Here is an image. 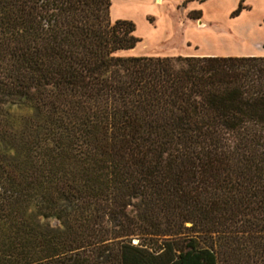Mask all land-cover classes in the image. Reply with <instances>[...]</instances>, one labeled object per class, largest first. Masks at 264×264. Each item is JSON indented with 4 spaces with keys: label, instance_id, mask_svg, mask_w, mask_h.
Segmentation results:
<instances>
[{
    "label": "trees",
    "instance_id": "obj_1",
    "mask_svg": "<svg viewBox=\"0 0 264 264\" xmlns=\"http://www.w3.org/2000/svg\"><path fill=\"white\" fill-rule=\"evenodd\" d=\"M110 8L0 0V264H264V57L120 56Z\"/></svg>",
    "mask_w": 264,
    "mask_h": 264
},
{
    "label": "crops",
    "instance_id": "obj_2",
    "mask_svg": "<svg viewBox=\"0 0 264 264\" xmlns=\"http://www.w3.org/2000/svg\"><path fill=\"white\" fill-rule=\"evenodd\" d=\"M153 1L156 5L162 4V0H142V3L137 0H127L121 9L126 12L130 9L141 11L149 30L146 40H150L155 32V29L145 19V15L153 14L148 12L149 8L153 10ZM158 2L160 4H157ZM189 2L190 10L199 12L204 26L187 29L185 38L189 43L198 45L197 51L200 53L197 55L188 54V56L264 57V0H205L203 2L189 0ZM118 10L120 9L118 8ZM118 10L111 0L110 16L112 21H131L132 16H120L116 13ZM133 12L136 13L134 10ZM211 24H219L225 30H211ZM243 40L246 41V45H240ZM193 50L195 51V49Z\"/></svg>",
    "mask_w": 264,
    "mask_h": 264
},
{
    "label": "rangeland",
    "instance_id": "obj_3",
    "mask_svg": "<svg viewBox=\"0 0 264 264\" xmlns=\"http://www.w3.org/2000/svg\"><path fill=\"white\" fill-rule=\"evenodd\" d=\"M112 1L114 7L117 10L118 8L120 9L116 12L118 15L132 16L131 21L135 25L134 34L141 39L135 48L120 52V56L185 57L188 54H200L197 51L198 45L189 43L185 38L189 27L198 28L204 26L201 22L200 14L190 10L189 0H162L161 5H156L153 1V10L151 8L148 10V12H152L153 14L145 15L147 23L155 29L150 40H146L149 30L141 11L138 12L137 9H133L136 13L131 9L127 12L123 11L121 9L127 0ZM141 1L137 0V2L142 3ZM109 17L111 20L110 13ZM210 29L216 31L225 30L219 24H211ZM210 44L214 45L212 42ZM240 45H246V41L243 40ZM52 224L55 225L54 222Z\"/></svg>",
    "mask_w": 264,
    "mask_h": 264
},
{
    "label": "bare ground",
    "instance_id": "obj_4",
    "mask_svg": "<svg viewBox=\"0 0 264 264\" xmlns=\"http://www.w3.org/2000/svg\"><path fill=\"white\" fill-rule=\"evenodd\" d=\"M157 4H160V2H158Z\"/></svg>",
    "mask_w": 264,
    "mask_h": 264
}]
</instances>
